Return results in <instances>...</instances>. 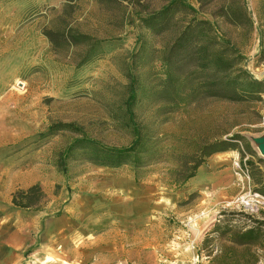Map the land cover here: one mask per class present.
<instances>
[{"label":"rangeland","instance_id":"374dc122","mask_svg":"<svg viewBox=\"0 0 264 264\" xmlns=\"http://www.w3.org/2000/svg\"><path fill=\"white\" fill-rule=\"evenodd\" d=\"M166 2L78 0L65 12L66 0H0V189L13 187L11 174L18 183L38 176L56 214L77 195H92L87 187L104 166L89 162L86 150L75 149L65 158L79 133L46 134L48 125L74 122L105 145L126 146L135 123L145 137L140 160L146 163L105 167L135 178L145 193L133 202L146 209L131 212L117 191L103 195L107 202L85 201L87 206L111 202L117 220L99 227L98 233H109L97 241L78 235L79 264H249L254 259L264 264V238L250 248L232 243L236 230L264 219V212L248 216L219 207L215 213L212 205L225 195L192 188L190 178L181 183L198 159L203 165L215 154L202 157L204 145L237 133L242 138L231 140L232 150L240 157L260 156L259 164L249 163V157L247 164L250 185L264 192V157L250 139L264 132V88L239 100L223 98L226 82L218 61L228 42L236 52L234 72L264 84V0H185L195 11L176 13L162 31L138 24V14L148 15ZM192 17L211 21L213 42L200 37L202 50L173 48ZM65 26L101 40L99 55L82 62L84 44L53 46L44 31ZM233 177L228 196L240 189ZM159 203L160 209L154 206ZM188 216L194 227L185 224ZM217 227L220 234L213 231Z\"/></svg>","mask_w":264,"mask_h":264},{"label":"crops","instance_id":"0c3cea01","mask_svg":"<svg viewBox=\"0 0 264 264\" xmlns=\"http://www.w3.org/2000/svg\"><path fill=\"white\" fill-rule=\"evenodd\" d=\"M235 155L236 151L232 149L215 152L206 164L197 168L196 174L189 180L192 188H210L209 190L212 192L219 193V196L224 197L225 195L224 199L212 205L215 208L213 209L215 213L219 207H223L227 197L235 194L229 196L227 194L229 191L231 193L234 191L232 188L234 177L230 163ZM248 157L249 163L254 161L255 164H259L261 161L258 154L248 153ZM100 169L104 170L96 172L97 174L93 175V184L87 187L93 194L77 195L74 202L64 203L61 210H56V214L53 210L51 211L53 207L47 198L51 194L45 188L43 189L45 198L41 201L38 210L14 205L11 202L12 191L35 184L40 178L35 176L29 182L18 183L16 180V183L13 180V174H11L8 185L13 182V187L6 186L0 189V264H79L82 250L79 246V239H77L78 235H83L84 239L90 236L92 241H97L103 233H109L106 230L98 233L99 227H110L117 220L112 212L114 208L111 202H109L111 205H108L109 208L106 204L87 206L85 203L92 198L93 201L96 199L107 202V196H103L106 195L107 191L119 192L123 196L122 198L127 200L129 209L133 213L146 209L145 203L139 204L137 202L134 204L133 202L134 198H136L135 200L140 199L145 192L142 188L140 189L132 175L130 177V174L127 173H123L125 175L116 174L117 171H111L105 166ZM2 175L3 170H0V180ZM172 197V195L168 196L171 200ZM154 206L159 209L162 208L161 203ZM106 209H109L107 213L100 217V213ZM191 218L188 216L185 224L194 227V224H191ZM83 220H86L84 227L80 222ZM68 245L69 249H67Z\"/></svg>","mask_w":264,"mask_h":264},{"label":"trees","instance_id":"16d2710c","mask_svg":"<svg viewBox=\"0 0 264 264\" xmlns=\"http://www.w3.org/2000/svg\"><path fill=\"white\" fill-rule=\"evenodd\" d=\"M76 1L78 0H66L65 12L70 11ZM99 1L110 2L116 0ZM186 10L195 11L192 6L185 2V0H167V2L157 11L145 16L138 14L136 19L140 26L154 32H160L169 25L172 17L176 13ZM212 27L211 21L192 17L182 27L181 32L178 34L174 42L173 48H179L184 51L185 48H189V46L197 45L200 50L204 49V42L199 39L200 37H206L209 41L207 40L205 42L212 43L213 40L209 36ZM44 35L55 47H60L63 44H84L86 50L82 62L96 58L102 51L101 40L91 37L88 34L81 33L71 26H65L61 30H45ZM223 43L224 44L221 46L218 53V61L223 64V76L221 77V80L226 82L225 90L227 91V94L222 97L234 101L241 99L243 94L253 95V93L262 92L264 88L263 80H258L248 74L243 75L244 72L242 70H239V73L234 72L236 69L235 66L237 65L236 52L232 46H229L228 42ZM208 61H212V59L208 58ZM133 98L134 92L131 91L129 99L132 101ZM62 130L76 132L80 135V137L75 138L64 150L65 158H67L73 150L80 149L84 151L86 150L87 160L96 165L117 167L131 163L135 168H138L146 163V161L140 160L141 154L147 149L145 137L142 134L140 127L135 123L132 124L131 128L133 139L126 146L105 145L96 139L90 138L86 135L83 127L74 122L51 123L47 127L46 134H53L56 131ZM240 138H242V136L235 133L228 138L211 141L204 145V150L202 151L201 156L204 157L213 152L233 149L234 144L231 140ZM201 163L202 160L200 158L193 164L188 174L182 178L181 183H184L189 178L193 177L196 173V169ZM58 166L63 167V164L59 163ZM261 183L264 185V180H262ZM257 189L260 191L263 190L261 186ZM44 198L45 193L41 186L38 183H35L24 189L18 188L14 190L12 192L11 202L21 208L38 210L40 208V203ZM213 231L220 234L218 227L213 229ZM263 238L264 219H256L252 224L236 230L234 232L233 242L236 245L250 248L252 246H257L258 242ZM255 261L256 259L249 264H254Z\"/></svg>","mask_w":264,"mask_h":264},{"label":"built area","instance_id":"2783aa9c","mask_svg":"<svg viewBox=\"0 0 264 264\" xmlns=\"http://www.w3.org/2000/svg\"><path fill=\"white\" fill-rule=\"evenodd\" d=\"M247 159L248 155L240 157L238 152L232 158V171L240 189L236 194L224 201L222 208L254 216L264 212V194L250 185L251 174Z\"/></svg>","mask_w":264,"mask_h":264},{"label":"water","instance_id":"95a60500","mask_svg":"<svg viewBox=\"0 0 264 264\" xmlns=\"http://www.w3.org/2000/svg\"><path fill=\"white\" fill-rule=\"evenodd\" d=\"M250 139L258 149L260 155L264 157V132L257 136H252Z\"/></svg>","mask_w":264,"mask_h":264}]
</instances>
